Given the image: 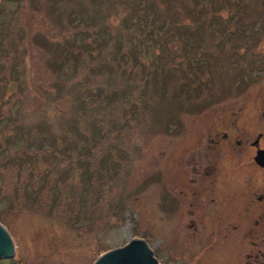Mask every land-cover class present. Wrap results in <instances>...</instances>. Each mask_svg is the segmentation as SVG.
I'll list each match as a JSON object with an SVG mask.
<instances>
[{
	"label": "rangeland",
	"instance_id": "obj_1",
	"mask_svg": "<svg viewBox=\"0 0 264 264\" xmlns=\"http://www.w3.org/2000/svg\"><path fill=\"white\" fill-rule=\"evenodd\" d=\"M222 106L264 119V0H0V264H93L133 238L190 264L170 168Z\"/></svg>",
	"mask_w": 264,
	"mask_h": 264
},
{
	"label": "flooded vegetation",
	"instance_id": "obj_2",
	"mask_svg": "<svg viewBox=\"0 0 264 264\" xmlns=\"http://www.w3.org/2000/svg\"><path fill=\"white\" fill-rule=\"evenodd\" d=\"M224 107L222 119L203 122L185 167L171 164L172 219L199 240L188 237L190 264H264V162L256 160L264 158V119L250 110L243 120L240 110Z\"/></svg>",
	"mask_w": 264,
	"mask_h": 264
},
{
	"label": "water",
	"instance_id": "obj_3",
	"mask_svg": "<svg viewBox=\"0 0 264 264\" xmlns=\"http://www.w3.org/2000/svg\"><path fill=\"white\" fill-rule=\"evenodd\" d=\"M16 84L11 82L8 88L13 92ZM264 162L262 155L256 158ZM14 242L7 229L0 223V258H11L14 255ZM93 264H165L157 259L148 243L142 238H133L130 241L107 249L97 254Z\"/></svg>",
	"mask_w": 264,
	"mask_h": 264
},
{
	"label": "trees",
	"instance_id": "obj_4",
	"mask_svg": "<svg viewBox=\"0 0 264 264\" xmlns=\"http://www.w3.org/2000/svg\"><path fill=\"white\" fill-rule=\"evenodd\" d=\"M146 6L147 7H151V8H155L154 7V5H153V3H147L146 4ZM138 15H140V14H138ZM144 16V18H149V16L147 15V14H145V15H143ZM165 17H166V15L164 16V15H158V14H155V16L153 15V18H154V20H152L151 21V17H150V19H149V22L151 23V22H154V23H152V24H157V25H159V24H161V25H163V24H165L166 22H165ZM162 18L164 19V20H162ZM171 18V21H168L169 22V25H168V27H166V28H164V30H163V32H161V33H157L158 35H159V37H158V39H162V40H168V39H173L174 38V34H176L178 31H176L174 28H172V27H170V24H171V22L175 25L176 24V21H175V19L173 20V16L172 15H170V17H169V19ZM202 22H203V20H202ZM201 22V23H202ZM165 26H166V24H165ZM174 27V26H173ZM168 30H169V35H168V33H166V32H168ZM196 30H198V31H194V30H191V32H189V33H186V38H184V37H179L180 39L182 38V42H183V46L184 47H187V44H185V42L187 43V42H189V41H191L192 39L193 40H201L202 38H204V36H203V34L201 33V32H199V29H196ZM128 33L133 37V38H135V39H139V38H141V37H143V35H146V34H148V31H146V32H140V31H128ZM128 34V35H129ZM171 34H173V35H171ZM105 45L106 44H102L101 46L102 47H105ZM159 49H161L162 50V48L161 47H159ZM194 69H196V68H194ZM121 92V90H118V88H115V90H114V93H116V94H119Z\"/></svg>",
	"mask_w": 264,
	"mask_h": 264
}]
</instances>
